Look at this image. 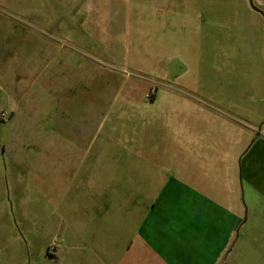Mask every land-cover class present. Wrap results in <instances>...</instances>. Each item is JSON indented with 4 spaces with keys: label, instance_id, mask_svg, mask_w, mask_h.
Masks as SVG:
<instances>
[{
    "label": "crops",
    "instance_id": "0c3cea01",
    "mask_svg": "<svg viewBox=\"0 0 264 264\" xmlns=\"http://www.w3.org/2000/svg\"><path fill=\"white\" fill-rule=\"evenodd\" d=\"M253 2L259 11L256 13L264 19V0ZM178 4L203 6L204 0H0V8L6 13V18L0 17V37L6 36L2 43L8 47L2 57L4 64L0 65V85L9 88L10 110L23 111L19 102L24 101L26 114L42 118L48 134L46 145L53 150H76L82 144L95 143L103 129L101 122L108 103L114 99L113 74L101 68L113 50L105 22L126 20L131 15L140 20L148 6H156L160 15L169 17L177 14ZM196 11H202V7ZM95 22H101V28ZM169 97L176 101L174 96ZM190 101L200 109V121L212 117L213 123L221 120V125H207L204 132H195L200 126L174 124L173 118L182 111L166 113L169 132L178 127L182 134L179 140L175 137L178 144L171 147L176 176L169 175L148 206L144 202L145 165L155 169L160 164L157 160L164 147L156 140L161 135L156 121L163 112H137V124L106 128L105 139L96 146L86 178L92 182L105 178L101 156L108 148L112 149L109 165L118 166L114 168L116 174H106L107 179L116 176V180L144 185L138 193H134L135 184L116 189L119 195L111 191L110 197H122L117 208L124 207V198L131 196L135 215L127 220L128 234L121 233L116 245L113 240L99 239L97 246L106 253L104 264H114L118 259L107 255L114 247L118 253L119 247L123 248L120 264H226V260L235 264L243 241L264 246V122L257 129L258 120L248 117L249 109L244 104L237 114L227 116L233 113L194 98ZM24 111L15 110L9 120L18 118L15 126L19 127ZM187 117L185 113L184 120ZM208 136L216 142L207 141ZM227 138L234 143L229 150L224 144ZM59 150L57 158L65 164ZM16 172V163L10 158L5 168L10 185ZM90 196L96 194L91 191ZM94 209L95 229L107 230L110 226L102 224L111 223L113 211L102 220L98 207ZM57 223L61 254L66 255L70 249L65 248V226L60 234L63 220ZM91 235V240H98L96 231ZM46 253L55 258L60 255L58 246L54 253L49 249Z\"/></svg>",
    "mask_w": 264,
    "mask_h": 264
},
{
    "label": "rangeland",
    "instance_id": "374dc122",
    "mask_svg": "<svg viewBox=\"0 0 264 264\" xmlns=\"http://www.w3.org/2000/svg\"><path fill=\"white\" fill-rule=\"evenodd\" d=\"M251 3L254 6L253 0ZM197 7H202V11H196ZM158 12L156 6H148L140 20H134L131 15L126 20L105 22L113 50L108 64L101 68L113 74L114 99L108 103L102 119V132L90 146L82 144L76 150L49 148L42 118L26 114L24 101L19 106L25 116L20 118L21 125L15 126L18 118L10 121L9 117L15 110L23 111L10 110L9 88L0 85V264H104L106 253L97 246L99 239L113 240L116 245L121 233L128 234L127 220L135 215L130 206L133 198H124L125 206L117 208L122 197L112 198L110 194L113 191L119 195L116 189L131 188L134 184V193H138L144 185L138 186L133 180H116V176L107 179L106 174H116L114 168L118 166L109 165L112 149L108 148H104L101 156L105 178L92 182L85 177L96 146L106 137V128L137 124V114L141 111L163 112V117L156 121V126L161 128L156 140L164 147L157 160L160 164L155 169L151 164L145 165L143 201L148 206L169 175L176 176L171 147L178 144L175 137L179 140L182 134L178 127L172 133L167 129L169 110L172 115L174 109L178 114L183 112L173 118L175 125L200 126L194 131L204 132L207 125L215 127L214 124L221 125L222 121L213 123L212 117L200 121V109L193 107L190 99L215 104L217 109L221 107L233 113L227 116L237 114L244 104L249 109L248 117L258 120L257 129L262 126L264 19L251 9L249 0H204L203 6L178 4L177 14L169 17ZM5 15L0 8V17L6 18ZM100 23L95 22L97 28H101ZM7 29H4L6 34ZM5 37H0V65L4 64L3 53L8 49L2 43ZM154 95L156 101H151ZM169 96H174L176 101H170ZM127 111L134 112L127 114ZM185 113L188 117L184 120ZM181 121L182 125L178 124ZM64 135L70 139L69 134ZM206 140L216 142L213 136ZM224 144L229 150L234 143L227 138ZM58 150L65 164L57 158ZM10 158L17 167L11 185L5 177ZM91 191L96 196H90ZM94 207H98L102 220L113 211L111 223L102 224V227L110 226L107 230L95 229ZM60 219L63 224L60 223L59 233L65 226V248L70 249L66 255L61 254L62 239L56 230ZM95 231L98 240L95 237L91 240V232ZM106 232L108 235L103 236ZM57 246L60 255L56 258L46 253V249L54 253ZM239 249L235 264H264V246L247 240ZM116 250L114 247L107 255L117 256L113 263L120 264L123 248L119 247V253ZM226 264H230L229 260Z\"/></svg>",
    "mask_w": 264,
    "mask_h": 264
},
{
    "label": "water",
    "instance_id": "95a60500",
    "mask_svg": "<svg viewBox=\"0 0 264 264\" xmlns=\"http://www.w3.org/2000/svg\"><path fill=\"white\" fill-rule=\"evenodd\" d=\"M249 5H250V7H251V9L253 10V11H255V12H259L253 5H252V3H251V0H249Z\"/></svg>",
    "mask_w": 264,
    "mask_h": 264
}]
</instances>
